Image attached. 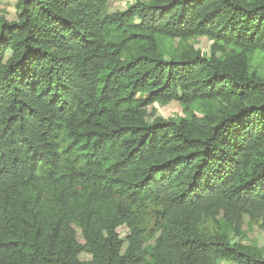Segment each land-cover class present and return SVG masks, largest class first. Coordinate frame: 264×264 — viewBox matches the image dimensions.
Segmentation results:
<instances>
[{
    "label": "trees",
    "instance_id": "16d2710c",
    "mask_svg": "<svg viewBox=\"0 0 264 264\" xmlns=\"http://www.w3.org/2000/svg\"><path fill=\"white\" fill-rule=\"evenodd\" d=\"M108 2L0 17V264H264L228 234L264 223V0ZM161 35L211 53L166 57ZM172 100L201 115L148 121Z\"/></svg>",
    "mask_w": 264,
    "mask_h": 264
},
{
    "label": "rangeland",
    "instance_id": "374dc122",
    "mask_svg": "<svg viewBox=\"0 0 264 264\" xmlns=\"http://www.w3.org/2000/svg\"><path fill=\"white\" fill-rule=\"evenodd\" d=\"M138 0H109L108 6L110 11L125 10L131 4ZM148 1V0H143ZM18 0H0V17L6 20L13 21L18 17L17 9ZM213 40L207 36H194L188 39L170 38L167 36H159V46L166 57L171 54H175L178 51L186 48L199 49L206 52L208 55L211 53V47ZM221 55V53H218ZM250 64L253 70L258 74L264 76V52L254 51L250 54ZM199 103H195L191 106L189 111H186L184 106L176 100L169 102L156 101L145 108L148 121H152L156 118H170V117H187L191 112L201 115L199 112ZM152 206H148L145 209L146 220L148 221V227L153 226L154 219L152 218ZM206 229L211 232L216 231L217 227L211 221L205 223ZM120 236L126 240L130 233V229L127 225H122L118 228ZM228 234L231 240L235 242H242L248 245H254L258 247H264V223L260 217L258 220H252L248 214H243V226L242 234H237L233 229L228 230ZM79 239L82 241L80 231L78 232ZM127 243L125 242L124 247ZM82 259H90L88 254H82ZM218 264H236L232 261L221 260Z\"/></svg>",
    "mask_w": 264,
    "mask_h": 264
}]
</instances>
